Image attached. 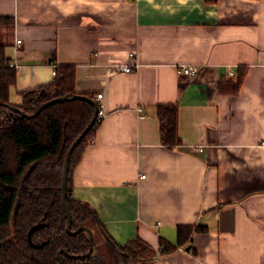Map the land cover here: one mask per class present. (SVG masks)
Instances as JSON below:
<instances>
[{
    "label": "crops",
    "instance_id": "obj_1",
    "mask_svg": "<svg viewBox=\"0 0 264 264\" xmlns=\"http://www.w3.org/2000/svg\"><path fill=\"white\" fill-rule=\"evenodd\" d=\"M0 16L13 21L11 103L58 68L73 70L77 95L102 94L71 197L116 244L138 237L150 264H264V0H0ZM163 104L177 106L172 148ZM197 224L205 232L185 250L158 253L159 239L175 244L178 226Z\"/></svg>",
    "mask_w": 264,
    "mask_h": 264
},
{
    "label": "trees",
    "instance_id": "obj_2",
    "mask_svg": "<svg viewBox=\"0 0 264 264\" xmlns=\"http://www.w3.org/2000/svg\"><path fill=\"white\" fill-rule=\"evenodd\" d=\"M12 25L11 18L0 16V264H59L60 250L67 253L60 254L61 264H150L156 255L150 245L138 237L124 245L116 244L96 211L86 202L71 197L72 170L100 121L93 105L68 100L47 107L34 117L20 115V112L33 115L54 98L77 95L73 70L58 68L52 82L19 92L18 104L10 102L16 71L5 55L3 34ZM238 83H229L224 91L222 82L220 88L233 93ZM85 97L95 101V96ZM156 117L162 144L168 148L180 144L177 106L158 105ZM94 119L71 153L66 186L71 231L89 228L93 251L84 259H73L71 255L88 252V234L80 231L69 235L66 231L61 176L69 147ZM202 232L205 228L198 224L178 226L175 244L159 239L158 253L165 256L185 250L193 235Z\"/></svg>",
    "mask_w": 264,
    "mask_h": 264
},
{
    "label": "water",
    "instance_id": "obj_3",
    "mask_svg": "<svg viewBox=\"0 0 264 264\" xmlns=\"http://www.w3.org/2000/svg\"><path fill=\"white\" fill-rule=\"evenodd\" d=\"M68 100H82V101H86L89 102L90 104L93 105L94 110H95V115H97L98 113V105L97 103L92 100L89 99L85 96H80V95H73V96H62V97H58V98H54L46 103H44L33 115L27 116L24 113L20 112L21 117H34L36 116L41 110L54 105L56 103H61V102H65ZM14 111H18V109L13 108ZM95 119L82 131V133L73 141V143L71 144V146L69 147L65 158H64V163H63V170H62V176H61V194H62V206H63V210L65 212V217H66V231L69 235H76L77 233H79L80 231H85L88 234V244H89V250L85 255H81V256H75V255H71L70 257L73 259H84L85 257H88L91 255L92 251H93V246H92V240H93V234L92 231L89 228L86 227H82V228H77L75 231H71V214H70V210L68 208V204L66 201V186H67V179H68V170H69V162H70V157H71V153L74 150V148L79 144V142L81 141V139L87 134V132L89 131V129L92 127V125L94 124ZM64 253L67 254L64 250H60L57 253V258L59 260V264L60 263V254Z\"/></svg>",
    "mask_w": 264,
    "mask_h": 264
},
{
    "label": "built area",
    "instance_id": "obj_4",
    "mask_svg": "<svg viewBox=\"0 0 264 264\" xmlns=\"http://www.w3.org/2000/svg\"><path fill=\"white\" fill-rule=\"evenodd\" d=\"M16 44L17 45L20 44V40H16ZM9 65L14 67V65L11 63ZM115 70L118 72L128 73L131 71V68L129 66H126V65H116ZM196 71H197V69L194 67H183L182 68V73L184 75L190 76V77L194 76L196 74ZM54 74H55V72H54ZM229 75L230 76L233 75L232 72H230ZM101 97H102V94H97L95 96V101H98L99 99H101ZM140 111L141 110H138V112H140ZM97 115H98V119H101L104 117L105 113L101 108H98ZM141 177L143 178L144 176H141Z\"/></svg>",
    "mask_w": 264,
    "mask_h": 264
}]
</instances>
